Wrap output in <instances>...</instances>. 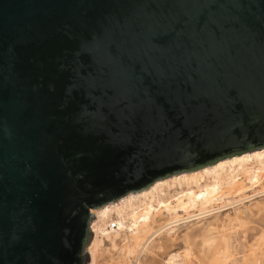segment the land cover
<instances>
[{"label":"water","instance_id":"obj_1","mask_svg":"<svg viewBox=\"0 0 264 264\" xmlns=\"http://www.w3.org/2000/svg\"><path fill=\"white\" fill-rule=\"evenodd\" d=\"M264 146V0H0V264H88L94 208Z\"/></svg>","mask_w":264,"mask_h":264},{"label":"rangeland","instance_id":"obj_2","mask_svg":"<svg viewBox=\"0 0 264 264\" xmlns=\"http://www.w3.org/2000/svg\"><path fill=\"white\" fill-rule=\"evenodd\" d=\"M177 191L179 189L169 191L168 196ZM247 196L244 200L227 198L230 202L224 208L171 223L163 232L154 229L146 241L131 246L125 245L128 231L124 222L118 228L117 213L112 211L108 218H97L95 213L86 242V251L90 254L89 250H94V260L90 254L88 264H264V192L249 191ZM102 228L113 231L102 235ZM97 236L102 242L95 249ZM208 238H216L214 241H219L221 249L210 255L212 258L204 255L203 259L201 244Z\"/></svg>","mask_w":264,"mask_h":264},{"label":"bare ground","instance_id":"obj_3","mask_svg":"<svg viewBox=\"0 0 264 264\" xmlns=\"http://www.w3.org/2000/svg\"><path fill=\"white\" fill-rule=\"evenodd\" d=\"M167 177L159 178L146 188L119 197L116 199L117 203L112 200L94 208L93 212L97 218H108L109 213H117L118 228L120 229L124 222L128 231L125 245H138L141 241H146L148 234L154 229L155 232H161L171 223L218 211L230 202L229 198L247 199L249 191L259 194L264 192V146ZM175 189L179 191L168 196V192ZM180 211H184V214L181 215ZM195 211L199 213H192ZM113 230L102 228L101 234L106 235ZM208 239L201 244L203 259L204 255H215L221 247L218 245L219 241H214L216 238ZM101 242L102 238L97 236L94 248L97 249ZM89 252L94 260V250L90 249Z\"/></svg>","mask_w":264,"mask_h":264},{"label":"built area","instance_id":"obj_4","mask_svg":"<svg viewBox=\"0 0 264 264\" xmlns=\"http://www.w3.org/2000/svg\"><path fill=\"white\" fill-rule=\"evenodd\" d=\"M92 228V224H91V221H90V225H89V230Z\"/></svg>","mask_w":264,"mask_h":264}]
</instances>
